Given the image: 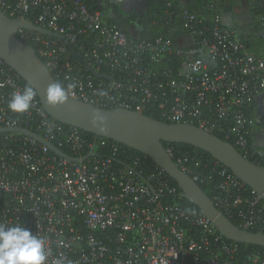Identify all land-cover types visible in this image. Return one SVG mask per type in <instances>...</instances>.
Wrapping results in <instances>:
<instances>
[{"label":"built area","instance_id":"1","mask_svg":"<svg viewBox=\"0 0 264 264\" xmlns=\"http://www.w3.org/2000/svg\"><path fill=\"white\" fill-rule=\"evenodd\" d=\"M193 1L178 3L192 6ZM202 1L199 11H191L166 0L162 27L169 34L184 33L155 38L132 35L109 22L107 0H0V10L62 35L95 71L114 78L88 74L64 40L18 28L16 37L36 50L69 97L137 112L157 103L169 123H196L218 132L264 167V149L252 150L264 139V130L256 126L264 118L258 119L256 106L264 97V52H253L224 25L222 0ZM259 21L257 41L246 37L251 44L264 42V10ZM166 59H174L179 69ZM27 85L0 58V126L27 128L76 157L94 152L74 162L32 137L0 133V224L20 225L43 239L44 264H264L260 251L243 250L199 209L174 201L180 190L148 156H129L128 165L117 164L118 143L54 120L37 93L29 110L11 111L12 94ZM100 150L108 154L101 156ZM200 162L189 153L175 161L195 182L207 185L230 221L264 233L260 195L218 162L205 161L207 172L201 176L193 169Z\"/></svg>","mask_w":264,"mask_h":264},{"label":"water","instance_id":"2","mask_svg":"<svg viewBox=\"0 0 264 264\" xmlns=\"http://www.w3.org/2000/svg\"><path fill=\"white\" fill-rule=\"evenodd\" d=\"M147 2L148 0H121V10L129 13L134 9L138 16H143L147 10ZM139 23L140 20L137 19L135 24ZM18 28L64 40L73 56L80 60L94 76L109 81H113L114 78L95 71L62 35L37 26L30 20L9 18L0 10V58L32 86L43 109L50 117L62 124L77 127L97 137L110 139L148 156L177 183L182 197L196 206L223 237L230 241L264 249V233L242 229L230 221L197 182L177 166L163 142L188 144L209 153L260 195L264 201L263 166L243 156L230 142L188 122H164L142 112L121 107L102 108L68 95L63 103L48 104L45 92L55 81L36 50L16 37ZM261 116H264V106L259 108L257 114L259 120ZM0 133H19L32 137L59 156L74 162L84 161L94 154L91 149L82 157L70 156L27 128L0 126Z\"/></svg>","mask_w":264,"mask_h":264},{"label":"trees","instance_id":"3","mask_svg":"<svg viewBox=\"0 0 264 264\" xmlns=\"http://www.w3.org/2000/svg\"><path fill=\"white\" fill-rule=\"evenodd\" d=\"M112 0H107V3H108V7L112 10V11H117V12H120L122 13V10L120 9L119 7V4H118V1L117 2H111ZM198 2V3H197ZM174 3L177 4V7L179 10L182 9V7H185L191 11H199L200 7H202L203 5V1L202 0H194L193 1V4L194 5H190V2H186L184 4H180L178 3V0H174ZM255 4L253 5L252 9L250 10V14L252 16V24H251V33H250V36H253V33L255 34L256 32H259L261 29H262V26L260 25V21H259V17H260V14L262 13V11L264 10L262 8V5H261V2H259L258 0H255L254 2ZM222 4V3H221ZM165 8H166V0H148L147 2V10L145 11L144 15L143 16H138L136 13L132 16H129V18L133 19V20H137L139 19L140 20V23L138 25H136V28L138 29V36L140 37H150V38H155L159 35H170L172 37H176L177 35L181 34V33H184L182 30H179L178 32L176 33H173V34H169L167 32V29L162 27V19H163V16H164V11H165ZM203 11V9H201V12ZM205 11V10H204ZM108 21L111 22V23H116L120 26V28L125 31V32H130L129 31V22L128 24L125 23L123 25H120L118 22V20L115 18V17H109L108 18ZM54 38V37H52ZM241 39L246 42L248 45L251 46V42L249 40H247L245 37H242L241 36ZM264 42H259V44H254L256 46H259L260 47H263V50H264ZM76 48V47H74ZM71 53V51H70ZM72 55V58L73 59H77L73 56V54L71 53ZM167 62H169V64L171 65V67L173 68V70L177 71L179 69V64L174 62V59L173 60H169V59H166ZM89 63V62H88ZM84 66V65H83ZM91 66V65H90ZM93 69L94 67L91 66ZM86 72L88 74H92L90 71L87 70V68L84 66ZM95 70V69H94ZM101 73L105 72L103 70L99 71ZM92 76L96 79H100L96 76H94L92 74ZM104 80V79H103ZM107 81V80H105ZM254 107L255 106H252L250 108V111L253 112L254 110ZM143 114L153 118V119H156V120H160V121H164V122H168L164 117L161 116V112H160V109L158 108V105L157 103H154V104H151L147 107H145L142 111H141ZM194 125H197L196 123H194ZM64 126H69V125H65ZM257 128L258 129H261V130H264V118L262 119V121H259L257 123ZM33 129V128H32ZM34 130V129H33ZM83 132L84 135H87L89 137H94L93 134L91 133H87V132H84L83 130H81ZM215 135H217L218 137H220L221 139L225 140L224 136L219 134L218 132H214ZM20 137V135L18 134H14V138H18ZM251 139V138H250ZM109 142H114L110 139H107ZM228 142H230L231 144L233 143L232 140H228ZM252 142V140H251ZM55 146H57V144L55 142H52ZM117 143V142H116ZM118 145L120 146V152L118 154V157L116 158V163L119 164V165H128V163L125 161L129 156H145L144 154H142L141 152H138L134 149H131L123 144H120L118 143ZM163 145L166 149H171V156L173 158L174 161H176L177 157L180 156V155H183L185 153H189V154H192V155H196L198 158L201 159V162H200V165L197 166V167H194L193 169L198 173L200 174L201 176H204L205 172H207V168L203 167V164L205 161H208V162H218L217 160H215L209 153L199 149V148H195L191 145H188V144H183V143H168V142H163ZM60 149L65 152L66 154L70 155V156H77L75 155L74 153H72L71 151H69L68 149L64 148V147H60ZM236 149L242 154V155H245L244 152L236 147ZM255 149H264V147H259V148H252V150H255ZM99 155L101 156H105L108 154L107 151L105 150H100L98 152ZM246 156V155H245ZM148 160L150 162H152V160L147 157ZM126 162V163H125ZM219 163V162H218ZM221 164V163H220ZM193 165V164H192ZM138 170V169H137ZM168 178L170 179L171 183L173 185H175L176 187H178L177 183L171 179L169 176ZM197 184L200 186V188L212 199V192L207 188V185L205 183H202V182H197ZM246 185V184H245ZM248 191L250 192L252 189L250 187H248L246 185ZM178 190L179 187H178ZM181 192V191H180ZM174 201H176L177 203L183 205V206H187V207H191V208H196L198 209L196 206H194L192 203H190L189 201H187L185 198L182 197L181 193H179L176 198L174 199ZM234 224H236L235 221H232ZM230 241V240H228ZM241 247L243 250H258L260 251V253L262 255H264V249L261 248V247H258V246H255V245H246V244H241Z\"/></svg>","mask_w":264,"mask_h":264},{"label":"clouds","instance_id":"4","mask_svg":"<svg viewBox=\"0 0 264 264\" xmlns=\"http://www.w3.org/2000/svg\"><path fill=\"white\" fill-rule=\"evenodd\" d=\"M75 88V83L68 85ZM36 96L29 84L22 90L14 92L8 102V108L23 113L31 107ZM48 104L56 105L67 99L65 87L61 82L51 84L45 92ZM43 239L20 225L5 226L0 224V264H44L46 259Z\"/></svg>","mask_w":264,"mask_h":264},{"label":"crops","instance_id":"5","mask_svg":"<svg viewBox=\"0 0 264 264\" xmlns=\"http://www.w3.org/2000/svg\"><path fill=\"white\" fill-rule=\"evenodd\" d=\"M258 1L260 2V0H258ZM238 2H242L245 6H247L246 11L243 12V13H247L249 15L251 21L249 20L248 26H250V28H251L252 16L250 14V12H251L250 10L252 9L253 5L255 4L254 3L255 0H222V4L220 5V13H221V17H222L223 23H224V25L227 28H229V26L224 21V16L228 20H234L236 17H241V16L243 17V14L236 13V11H235V10H237L236 5H237ZM112 15L114 16V13ZM135 26H136V24H135ZM250 33H251V29L247 33H245V34H239V33H237V34L239 36H242V37H245L246 38V37H251L250 36ZM253 40H256L257 41V39H255V38ZM250 49L253 52H255V53H257V52L258 53L264 52L263 48H259V46L254 45V43L251 44ZM256 106L258 108L264 106V97L263 96L261 98H259V100H257Z\"/></svg>","mask_w":264,"mask_h":264},{"label":"rangeland","instance_id":"6","mask_svg":"<svg viewBox=\"0 0 264 264\" xmlns=\"http://www.w3.org/2000/svg\"><path fill=\"white\" fill-rule=\"evenodd\" d=\"M118 4H119V0H118ZM237 10L236 13H239V14H243V17H236L234 20H228L225 16H224V21L225 23L229 26V28L234 31L236 34L239 33V34H245L247 33L249 30H250V26H248V22L250 20V17L247 13H243L246 11V8L247 6H245L242 2H238L237 5ZM114 11L110 10V14L112 17H114L112 14H113ZM251 21V20H250ZM120 25H123L121 24L120 22H118ZM129 31L132 35H137L138 34V29L136 28L135 24H129ZM257 36L256 34H253V36L249 37L251 38L252 40L255 38L257 39ZM255 42V40L253 41ZM258 145L260 147H264V139L263 138H260L259 141H258Z\"/></svg>","mask_w":264,"mask_h":264},{"label":"flooded vegetation","instance_id":"7","mask_svg":"<svg viewBox=\"0 0 264 264\" xmlns=\"http://www.w3.org/2000/svg\"><path fill=\"white\" fill-rule=\"evenodd\" d=\"M118 1V0H117ZM119 7L121 9V0H119ZM114 17L121 23V24H125L129 22V24H135L136 20H133L131 18H129V16H132L133 13L135 14L136 11L133 9L131 12L129 13H126V12H123L120 13V12H117V11H114ZM137 14V13H136Z\"/></svg>","mask_w":264,"mask_h":264}]
</instances>
